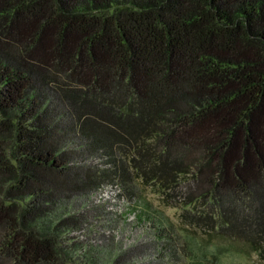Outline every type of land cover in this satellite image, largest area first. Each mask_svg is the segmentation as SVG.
Segmentation results:
<instances>
[{
  "label": "trees",
  "instance_id": "1",
  "mask_svg": "<svg viewBox=\"0 0 264 264\" xmlns=\"http://www.w3.org/2000/svg\"><path fill=\"white\" fill-rule=\"evenodd\" d=\"M185 177L264 251V0H0V264H69L74 196Z\"/></svg>",
  "mask_w": 264,
  "mask_h": 264
},
{
  "label": "rangeland",
  "instance_id": "2",
  "mask_svg": "<svg viewBox=\"0 0 264 264\" xmlns=\"http://www.w3.org/2000/svg\"><path fill=\"white\" fill-rule=\"evenodd\" d=\"M89 160L102 167L108 161L102 154ZM180 183L165 192L159 184L135 181L131 192L117 180L88 196L72 197L68 209H80L89 223L68 235L78 245L69 264H115L120 254L126 259L122 264H193L191 253L204 254L203 262L216 254L222 264H264V251L255 254L244 240L222 237L206 219L199 220L212 212L200 210L201 204L187 207L190 178Z\"/></svg>",
  "mask_w": 264,
  "mask_h": 264
}]
</instances>
